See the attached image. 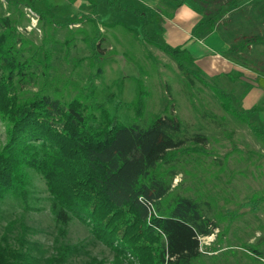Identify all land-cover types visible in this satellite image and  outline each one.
<instances>
[{
  "label": "rangeland",
  "instance_id": "1",
  "mask_svg": "<svg viewBox=\"0 0 264 264\" xmlns=\"http://www.w3.org/2000/svg\"><path fill=\"white\" fill-rule=\"evenodd\" d=\"M245 1L198 6L216 27H227L234 16L250 20L252 32L262 30L251 20L264 19V4L240 8ZM177 2L0 0V38L10 39L24 69L23 77L8 72V82L21 99L80 98L144 129L161 116H177L185 146L158 174L170 186L166 205L177 197L193 199L217 224L211 236L201 237L203 256L196 264H264V46L241 38L222 54L244 74L212 77L182 56L178 63L159 47L158 32L147 29L149 19L162 26ZM256 90L258 111L250 114L243 100ZM3 117L0 112V151L7 142ZM196 135L206 142L196 143ZM28 191L25 202L13 194L0 200V264H139L79 216L60 223L42 174L30 172Z\"/></svg>",
  "mask_w": 264,
  "mask_h": 264
},
{
  "label": "trees",
  "instance_id": "2",
  "mask_svg": "<svg viewBox=\"0 0 264 264\" xmlns=\"http://www.w3.org/2000/svg\"><path fill=\"white\" fill-rule=\"evenodd\" d=\"M108 1L116 5L121 0ZM179 1L176 6L186 2ZM191 1L202 8L211 3ZM207 16L204 13L194 30L196 38L216 29V21ZM9 40L0 38V112L7 127V142L0 151V200L13 194L27 201L30 172L35 171L46 180L60 223L79 216L99 238L116 244L139 264H196L203 256L201 237L211 236L217 224L193 199L177 197L166 205L170 186L158 174L172 152L185 146L178 138L180 119L164 115L144 129L126 125L103 105L80 98L21 99L13 81L8 82V72L24 74ZM159 47L178 63L182 56L194 65L187 49L164 43ZM257 111L255 107L248 113ZM193 140L206 142L200 135Z\"/></svg>",
  "mask_w": 264,
  "mask_h": 264
},
{
  "label": "crops",
  "instance_id": "3",
  "mask_svg": "<svg viewBox=\"0 0 264 264\" xmlns=\"http://www.w3.org/2000/svg\"><path fill=\"white\" fill-rule=\"evenodd\" d=\"M138 1L141 3L145 2L147 6L152 7L165 0ZM258 1H260L258 5L263 6L264 0H247L240 4V8L247 5L254 8ZM200 9L201 8L197 4L186 1L180 6H175L171 16L166 17L162 22V26L158 25L157 19H149L147 29L151 27L153 33L156 34L158 32V37L162 43L174 48L182 47L187 49L194 59L193 66H200V68L205 70L212 77L229 75L235 71H240V74L246 73L247 71L244 68L228 61L225 57L223 58L222 54L233 51L234 44L241 38H243L242 40H244V38H259L260 42L258 43V47H263L264 44H261V42H264V38H262L264 35V19H260L259 17L251 20L259 27H263L262 30L256 29L252 32L251 29H249V25L251 24L250 20L244 21L240 19L239 22H236L235 19L237 18H233V16L227 27L225 25H220L209 35L196 38L194 36V30L204 21V14ZM233 19L234 22H232ZM244 25L246 26L244 27ZM233 28L239 30V34L235 37L232 34L235 32ZM223 77L225 78L226 76ZM243 81L247 82L245 78ZM259 97L260 93L257 90L253 93L250 92L245 100H243L245 108L252 109L255 105L254 102L256 103Z\"/></svg>",
  "mask_w": 264,
  "mask_h": 264
}]
</instances>
